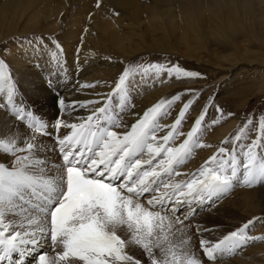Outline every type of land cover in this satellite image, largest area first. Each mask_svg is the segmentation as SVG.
Segmentation results:
<instances>
[{"label":"snow or ice","instance_id":"snow-or-ice-1","mask_svg":"<svg viewBox=\"0 0 264 264\" xmlns=\"http://www.w3.org/2000/svg\"><path fill=\"white\" fill-rule=\"evenodd\" d=\"M96 6H100V0ZM51 43L57 51L50 59L63 69L66 60L58 59L62 45ZM46 46L45 38L38 37L33 51ZM8 68L0 59V92L6 95V99L0 97V109L17 122L0 131V262L15 253L31 254L50 242L58 264H145L129 254L131 246L141 250L147 264H216L225 255H234L261 239L249 234L258 219L254 218L216 241L201 238L198 255L191 247L184 222L194 218L197 205L215 203L236 186L264 183V155L260 152L264 149V115L255 121L247 117L196 172L174 180L182 175L178 166L195 149L211 146L203 143V133L225 116L214 100L210 98L205 104L179 145L174 141L184 135L180 126L198 102L197 94L183 103L163 137L157 135L162 130L159 121L170 114L181 93L145 110L129 131L115 129L125 127L122 114L137 77L200 79L201 73L160 62L128 65L106 99L84 102L101 107L79 123H68L59 116L52 123L19 99ZM47 83L49 89L56 86L52 79ZM56 105L65 110L63 98H58ZM76 106L74 103L73 108ZM212 107L217 115L209 123ZM254 122L256 134L249 139ZM18 125L27 132L17 136ZM63 128L69 131L60 136ZM53 133L55 139L49 148L40 138L51 139ZM245 140L248 142L241 146ZM50 154L57 159H50ZM202 231L210 229L197 227L198 234ZM34 260L35 264H54L50 253L42 249Z\"/></svg>","mask_w":264,"mask_h":264},{"label":"bare ground","instance_id":"bare-ground-1","mask_svg":"<svg viewBox=\"0 0 264 264\" xmlns=\"http://www.w3.org/2000/svg\"><path fill=\"white\" fill-rule=\"evenodd\" d=\"M68 1L76 5L78 10L74 11L75 17L73 21L71 19V25H67L59 33L64 47L58 59L61 62L66 60V67L60 69L50 59L51 53L57 51L52 45L34 52L35 45L23 43L21 47V43H18L7 54L13 82L20 94L19 99L29 108H34L46 121L54 123V119L59 116L68 123H79L95 108L102 106L84 103L103 101L114 88L113 86L107 92L99 89L100 81L113 74L110 73V64L102 62L98 52H112L113 55H121L129 60L136 57V54L145 52L172 53L170 47L173 46L184 51L182 53H186L190 59L197 57L217 73L218 81L221 82L228 80L241 67H255L258 73L264 72V0H149V4H140L137 0H100L99 7L96 6L97 0H0V41L7 43L10 35L23 38L25 31H36L40 26L36 20L40 16H44L43 20L47 25L45 31L54 32L58 27L57 17L66 8ZM86 17L90 20L84 26ZM83 28L88 30L85 34ZM225 47L232 53L219 55V49ZM208 50V59L198 57ZM57 73L60 75L57 76ZM259 77L262 78L261 83H264V75ZM49 79L55 82L54 89H49ZM146 80L137 77L135 86L130 88V103L122 114L124 125H129L144 112V106L137 104L140 98L152 100L150 95L156 85L152 87L151 81ZM0 97L6 99L5 93L0 92ZM58 98L65 100L64 111L56 105ZM74 103L77 105L75 108ZM16 123L8 111L0 109V131H6ZM18 127L20 131L17 136L27 132L23 125ZM123 128L125 127L115 130L123 133ZM68 131L63 128L59 135L63 136ZM219 133L225 135L229 131L221 127ZM40 139L51 148L55 133L51 139ZM204 151L200 148L197 154L205 158ZM49 158L57 159V156L50 154ZM202 161L193 157L188 165L178 166L177 170L182 175L174 177V180H183L186 178L184 174L196 172ZM263 185L250 191L247 186L238 190L235 187L230 198L223 196L215 203L197 205L194 218L184 222L187 234L192 232L195 236L193 238L191 235L193 250L201 238L216 241L238 228L253 213L264 214ZM245 200L247 203L244 204ZM233 206L234 212L231 211ZM236 215L239 217L234 219ZM259 223L254 226L255 230L251 235L261 239L250 242L234 255H225L216 264H264V219ZM197 227L210 231L198 234ZM41 249L49 252L54 264H58L50 242L42 244ZM36 252L23 255L15 253L0 264H35ZM134 253L141 256V252L136 249Z\"/></svg>","mask_w":264,"mask_h":264},{"label":"rangeland","instance_id":"rangeland-1","mask_svg":"<svg viewBox=\"0 0 264 264\" xmlns=\"http://www.w3.org/2000/svg\"><path fill=\"white\" fill-rule=\"evenodd\" d=\"M137 1L140 4H143L144 2L146 4L150 3L149 0H141V1L137 0ZM204 1H210V0H204ZM77 10L78 8L76 5L71 4L69 1L66 2V8L62 12H60L57 17L58 27L56 28V30H54V32L45 31L46 24H45V21L43 20L44 16H40L36 20L38 21L37 23H40V26L36 29V31L34 32L31 30L25 31L26 34L22 36L23 38L19 37V35L18 36L10 35V37H8L9 42L7 43L1 40L0 41V59L5 60V62L9 66V63L7 61L8 60L7 54L9 53L11 48L16 47L18 43L27 44L29 43V40L32 41V45H35L36 38L38 37L45 38V45H47L46 47H51L52 45L51 42L57 41L59 42L60 45H62V48H63L64 45L62 43V40L60 37L61 35L59 33H62V30H64L67 27V25L69 26L71 25L72 23L71 19L73 21L75 17L74 11H77ZM144 16L146 17V14ZM89 20H88V17H86L84 26L89 23L88 22ZM86 28L90 29V27H86ZM83 31H84L83 34H85L88 30L83 28ZM25 38H28V39L26 40ZM42 48H45V47H42ZM170 49L172 50V53L145 52V53H140L138 55L136 54V57H133L132 59H129V60L125 59V57L121 55H116V54L113 55L112 52H101V54L100 52H98V54L100 55L99 57L101 58L100 60L101 61L103 60L102 62H107L108 64H110V68L113 69V70L110 69L111 72L109 71L110 73L113 74L111 75V77H107V79L106 78L103 79L104 82L102 80L100 81L99 89H102L101 91H105V92H107L108 90H111L115 84V81L118 79L119 75L121 74L122 70L126 66L132 65V64L147 65L152 62L166 63L169 66L172 64H178L186 70H191V71H196V72L201 73L203 78H200V79L176 80L175 78H168L166 76L162 77L161 79L149 78L147 80L151 81L152 87L156 85L152 90L154 92L150 95L152 100L146 101L144 98H140L141 100L139 99L140 101L138 100L139 102L137 104H142V106H144L143 110L145 111L148 108L154 106L156 103H158L162 99H169L171 98V96L176 95L177 93L183 94L181 96V100L177 101L170 109V114L165 116L159 121L160 125L162 126L161 132L159 131L161 133L159 137H163L167 133V131L170 130V125L174 123L180 109L182 108L183 103L187 102L189 99H193L194 98L193 94H197L199 96L198 102L195 103L194 106L189 110V112L186 114V117L182 125L180 126V131L184 133V135L179 136L174 141V145H179L180 143H182L183 139L186 138V133L193 126V121L198 117L199 113L201 112L205 104L210 101V98L211 100H214L215 105H219L223 109L225 116L221 119L219 124L206 128V130L203 133V137H202L203 143L211 145V146L203 148V150H205L204 151L205 158H203L200 154H197L200 148L195 149L194 154H192V156L182 166L184 167L188 165L189 162L191 161V158L193 157L199 161L203 160L202 164H204V162L211 155H213V153L217 151L218 147L220 146V142L224 140L226 137L233 135L238 130V128L242 126V122L245 121L247 117H253L255 121V119H258L260 116L264 115V83H261L262 78L260 79L261 76L259 77V75H264V72L258 73L255 67H241L239 69H236L234 73L230 75L228 80H224L225 82L224 81L221 82V81H218L219 77L217 76V73L216 72L214 73L213 69L208 68L206 65H204L201 61L197 59V57L190 59V57H188L186 53H182L184 51H182L181 49L173 48V46L170 47ZM174 51H176L177 53ZM209 52H210L209 50L202 52L199 54L200 56L198 57L202 59H208V54H210ZM218 52H219V55L232 53V51L226 47L219 49ZM8 71L10 73L12 72V68L10 66L8 68ZM254 75L256 76L254 77ZM31 109H34V108L31 107ZM229 112L234 113L235 115L232 117H228L226 114ZM143 113L140 116H138L136 120L129 123V125H125V128L122 129L123 132L129 131L131 128V125L133 123H136L137 120L142 117ZM216 115H217L216 109L215 107H212L209 110L207 121L210 123L213 119L216 118ZM221 127L225 128L226 131H229V133L225 135L220 134V133L218 134V130L221 129ZM250 128H251V131L249 132V139L254 137L256 134L255 122L252 126H250ZM247 142H248L247 140L243 141L241 143V146H243ZM229 147H231V145ZM236 151L240 153L241 156L243 155V153L240 152L239 147H237ZM260 152H261V155H264V149H261ZM262 185L263 184H258L253 187L236 186L235 190L246 187L248 188V191H250L251 189L253 190L254 188L261 187ZM235 190L233 189L232 193L230 192L226 194L225 196L226 197H229L230 195L232 196ZM245 203H247L246 200L244 201V204ZM234 210L235 208L233 206L231 211L234 212ZM238 217L239 215H236L234 219H237ZM254 218H258V219L252 226L253 228L252 227L250 228L249 230L250 235L253 234L255 230L254 226H258L260 224L259 222L264 219V214H258V213L254 214L253 213V216L247 218V221L252 220ZM207 224H215V223H207ZM224 232L225 231H223V233ZM191 235L193 236V238H195L192 232L189 236ZM198 245L199 244L197 243L194 250L196 251L197 254H200ZM134 249H136L138 252H141L139 248L135 246H131L128 249L129 254L133 255L135 258H139L142 261H145V264H147L146 257L142 254V252L140 256L139 254L134 253Z\"/></svg>","mask_w":264,"mask_h":264}]
</instances>
